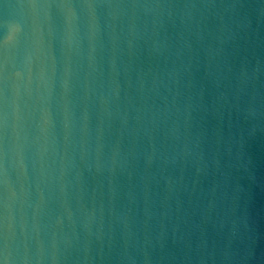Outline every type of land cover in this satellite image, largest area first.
<instances>
[{"label": "clouds", "instance_id": "9594fccd", "mask_svg": "<svg viewBox=\"0 0 264 264\" xmlns=\"http://www.w3.org/2000/svg\"><path fill=\"white\" fill-rule=\"evenodd\" d=\"M0 264H264V0H0Z\"/></svg>", "mask_w": 264, "mask_h": 264}]
</instances>
